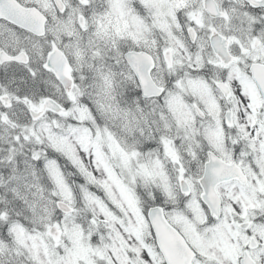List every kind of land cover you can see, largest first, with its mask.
<instances>
[{
	"label": "snow or ice",
	"instance_id": "1",
	"mask_svg": "<svg viewBox=\"0 0 264 264\" xmlns=\"http://www.w3.org/2000/svg\"><path fill=\"white\" fill-rule=\"evenodd\" d=\"M0 264H264V0H0Z\"/></svg>",
	"mask_w": 264,
	"mask_h": 264
}]
</instances>
